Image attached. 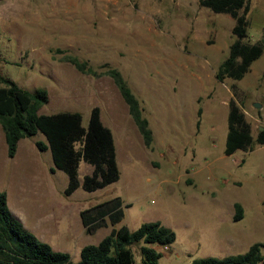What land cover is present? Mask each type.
Returning a JSON list of instances; mask_svg holds the SVG:
<instances>
[{"label": "rangeland", "instance_id": "obj_1", "mask_svg": "<svg viewBox=\"0 0 264 264\" xmlns=\"http://www.w3.org/2000/svg\"><path fill=\"white\" fill-rule=\"evenodd\" d=\"M245 2L248 40L259 43L264 0ZM233 24L198 0H1L0 74L25 91L46 93L39 115L77 112L85 126L97 107L112 132L119 172L102 189L65 197L66 177L51 171L48 151L34 147L43 136L21 139L8 158L0 130V192L23 228L75 263L81 247L112 228L88 230L79 212L119 197L127 206L114 228L158 222L173 231L171 245H149L160 253L158 264L223 258L264 243V145L223 155L229 99L253 138L264 128V46L239 81L214 77ZM66 56L96 72L105 64L119 71L148 123L149 147L111 80L76 71ZM90 172L79 163V180ZM233 203L242 208L239 221L232 220ZM138 247L129 246L132 264H141Z\"/></svg>", "mask_w": 264, "mask_h": 264}, {"label": "trees", "instance_id": "obj_2", "mask_svg": "<svg viewBox=\"0 0 264 264\" xmlns=\"http://www.w3.org/2000/svg\"><path fill=\"white\" fill-rule=\"evenodd\" d=\"M198 2L232 17L234 24L231 34L234 39L227 57L218 65L214 77L218 82L224 79L239 81L247 73L250 64L260 56L264 46V39L259 43H250L248 40L245 19L247 2ZM62 60L82 74L95 78L107 76L126 105L128 115L144 146L149 147L152 137L148 123L142 117L139 103L119 71L105 64L102 72H96L85 61L74 57L66 56ZM46 103L47 95L43 90L25 91L0 74V130L7 157L12 158L15 155L21 139L31 138L39 133L44 141H34V147L39 152L48 151L53 166L51 171H60L66 177L63 196H70L78 188L91 193L116 182L119 172L113 139L110 130L100 121L99 109L92 107L86 125L82 126L81 116L77 112L39 115L37 111ZM254 144L264 145V128L253 138L243 112L233 99H229L223 155L251 151ZM80 162L88 165L91 172L79 180L77 169ZM125 206L119 197H113L79 212L80 224L88 230L106 223L112 228L96 244L81 247L77 262L71 263L67 253L54 251L25 230L10 213L6 196L0 192V264H132L129 246L136 244L139 245L141 264H158L160 253L149 245H171L175 240L173 231L158 222L143 223L133 231L123 226L114 228L122 219V208ZM232 209V220H241V206L233 203ZM190 264H264V243H253L241 254L193 259Z\"/></svg>", "mask_w": 264, "mask_h": 264}, {"label": "water", "instance_id": "obj_3", "mask_svg": "<svg viewBox=\"0 0 264 264\" xmlns=\"http://www.w3.org/2000/svg\"><path fill=\"white\" fill-rule=\"evenodd\" d=\"M253 107H254V108H260V106H259L258 104H256V103L253 104ZM261 129H262V128L260 127V128H259V131H261Z\"/></svg>", "mask_w": 264, "mask_h": 264}, {"label": "crops", "instance_id": "obj_4", "mask_svg": "<svg viewBox=\"0 0 264 264\" xmlns=\"http://www.w3.org/2000/svg\"><path fill=\"white\" fill-rule=\"evenodd\" d=\"M101 121V120H100ZM103 125V124H102ZM104 126V125H103ZM111 132V130H110ZM111 135H112V132H111ZM112 139H113V144H114V148H115V141H114V138H113V135H112ZM116 159V158H115Z\"/></svg>", "mask_w": 264, "mask_h": 264}]
</instances>
